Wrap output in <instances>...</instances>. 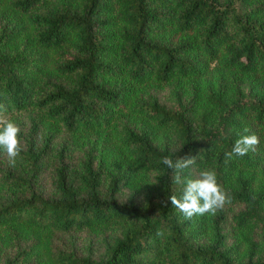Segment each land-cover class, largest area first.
<instances>
[{"label":"trees","instance_id":"16d2710c","mask_svg":"<svg viewBox=\"0 0 264 264\" xmlns=\"http://www.w3.org/2000/svg\"><path fill=\"white\" fill-rule=\"evenodd\" d=\"M0 104V264H264V0H0ZM166 156L231 202L185 219Z\"/></svg>","mask_w":264,"mask_h":264},{"label":"clouds","instance_id":"9594fccd","mask_svg":"<svg viewBox=\"0 0 264 264\" xmlns=\"http://www.w3.org/2000/svg\"><path fill=\"white\" fill-rule=\"evenodd\" d=\"M244 132L249 133V130L245 128ZM20 133L19 124L9 118L5 105L0 104V150L7 155L9 163L13 166L23 150ZM259 144L260 137L257 133L241 135L225 156L243 157L249 151L255 150ZM162 162L168 168L175 170L173 181L181 186V195L179 198L172 195L170 199L172 205L183 214L185 219L206 213L215 214L217 210L231 202L229 193L219 183L214 169H205L194 177L184 174L186 169L195 165V156L179 158L175 163L166 156L163 157Z\"/></svg>","mask_w":264,"mask_h":264},{"label":"rangeland","instance_id":"374dc122","mask_svg":"<svg viewBox=\"0 0 264 264\" xmlns=\"http://www.w3.org/2000/svg\"><path fill=\"white\" fill-rule=\"evenodd\" d=\"M169 86L168 85H160V86H152L149 87V93L154 94L160 99L161 101L166 100V97L169 94ZM79 154V149H76L73 153L74 159H77V155ZM41 179L40 187L44 191H50L49 190V177L47 174V170L43 172ZM89 238V239H87ZM49 242L52 246L58 247L61 246L62 248L73 246L76 247H84V245L89 242L94 246L93 236L91 233L87 230L81 231V232H69V233H60V232H53L49 238Z\"/></svg>","mask_w":264,"mask_h":264}]
</instances>
